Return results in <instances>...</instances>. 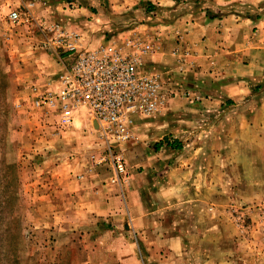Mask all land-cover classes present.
<instances>
[{"label":"rangeland","instance_id":"obj_1","mask_svg":"<svg viewBox=\"0 0 264 264\" xmlns=\"http://www.w3.org/2000/svg\"><path fill=\"white\" fill-rule=\"evenodd\" d=\"M155 1L148 15L140 0H57L65 12L50 14L41 9L48 0H34L19 25L8 20L18 3L0 1V264H264V56L250 67L247 53L257 29L236 26L222 40L213 29L196 47L160 40L163 22L186 9L225 20L223 33L230 17L259 18L264 4ZM131 40L150 45L137 71L162 93L155 113L132 117L131 140L105 144L94 123L88 133L80 118L62 127L53 110L34 106L36 77L66 65L69 43L132 54ZM58 163L71 170H54ZM111 181L125 195L109 212L98 200L113 196ZM67 188L72 199L60 202ZM136 230L141 253L123 252ZM91 234H99L94 248ZM158 237L167 251L154 250Z\"/></svg>","mask_w":264,"mask_h":264},{"label":"built area","instance_id":"obj_2","mask_svg":"<svg viewBox=\"0 0 264 264\" xmlns=\"http://www.w3.org/2000/svg\"><path fill=\"white\" fill-rule=\"evenodd\" d=\"M32 1L17 0L18 5L8 13L12 25L29 21ZM129 44L135 49L132 54L107 47L77 49L69 43L65 51L67 62L63 66L60 91L36 96L34 106L53 110L62 127L72 126L75 112L83 109L96 125L105 144L128 142L132 138V117L155 113L162 103L161 86L157 79L142 76L137 71L139 56L149 51L150 45L133 40ZM111 153L109 149L115 172L122 174L123 162Z\"/></svg>","mask_w":264,"mask_h":264},{"label":"crops","instance_id":"obj_3","mask_svg":"<svg viewBox=\"0 0 264 264\" xmlns=\"http://www.w3.org/2000/svg\"><path fill=\"white\" fill-rule=\"evenodd\" d=\"M57 0H48V4L42 6L41 9L45 8V10L47 11V13H52V12H65L64 11V5H59L58 3H56ZM134 1V0H132ZM138 0H135V2H137ZM142 2H149V7H150V11L149 9L147 10V14L150 15L152 14V11H156V1L155 0H140ZM16 0H13L12 6H16ZM253 4V0L251 1ZM256 4H264V0H257ZM152 6V7H151ZM182 8H184L186 5H181ZM0 7L2 10H7L6 8H4V5L0 4ZM174 6L170 7V9L168 11H172ZM13 8V7H11ZM190 8V7H189ZM264 9L261 8L260 10ZM162 10V9H160ZM167 10V8H166ZM191 9H186L185 14H180V15H176L173 17V19L171 20H167V22H163V28L166 30L167 35L161 37L160 40L163 42L165 41L167 38L169 40H174L176 42H178L180 47H196V46H200V40L202 41V39L204 37L208 38V35H212L214 32L212 31L213 29H216L219 32V40L223 39V36L228 32L231 31L233 29V27H242L245 29H257L256 33L257 36L260 37V40L256 43V44H252L248 47L247 49V53L250 56V60L249 62V66L251 67V64L253 63L252 60L255 58V56H257V54H261L259 56V60L263 61L264 60V14L259 17V18H242L239 24H236L237 21L235 19H237L236 17H230V20L233 21H229L228 25H227V29L223 28V33L221 32L222 29H220V26H224L225 25V20L224 21H218V20H209L207 19L203 12L201 11V9H197L196 12L191 13L189 12ZM46 12H43V15ZM49 17V16H48ZM46 18V17H45ZM240 19V18H239ZM229 20V19H228ZM220 30V31H219ZM262 36V37H261ZM199 39V40H198ZM259 39V38H258ZM234 43V42H233ZM218 45H220V43L218 42ZM234 45V44H233ZM231 45V46H233ZM178 46V47H179ZM235 46V45H234ZM260 48L259 50H257V48ZM87 48V47H86ZM90 48H92V46H90ZM232 48V47H230ZM225 54H227L226 58L227 60H229V63L233 62L236 60L237 58V53H235V50L231 49L228 50L227 52L224 51ZM67 54V53H66ZM256 54V55H255ZM169 55V54H168ZM167 55V56H168ZM263 55V56H262ZM172 55H169V57L172 59L171 57ZM48 57V56H46ZM263 57V60H261ZM51 58H55V61L58 60V58L54 55ZM63 65V62L61 63ZM235 64V63H234ZM260 67L257 68H261V70L263 69L261 66H263V63H261V65H259ZM247 67V66H246ZM54 72L55 75L54 77L50 75H46L44 73L39 74L38 77H36L35 83L36 86L33 85V89H31L32 91V95L35 98L38 95L41 94H45V93H58L62 87L61 84V76L63 75V67L60 66V69L55 66L54 68ZM254 74H251V76ZM37 75V74H36ZM31 77H33V75H28L26 81L27 82H32L30 79H32ZM29 78V79H28ZM38 78V79H37ZM49 79V80H48ZM33 98V100H34ZM17 106V105H16ZM82 114V116L80 115ZM57 116V115H56ZM80 118V121L78 120ZM80 122L81 128L83 127V129H85L88 133V131H91V127L93 125V122L90 121L88 118H86L84 116V114L81 111H76L75 112V117H74V121L72 126H75V122L76 121ZM65 138V137H64ZM68 170V172L71 170L66 166H63L62 164H56L55 166H53V169L61 172L63 170ZM86 170L88 172H92L94 170V168H92L91 166L89 167V170L86 168ZM80 179H82V176L80 177ZM111 184L113 186L110 187L111 191L114 193L113 196H109L107 197L105 194L100 195L101 198L98 200V204H100V208L101 209H105V206H107L106 210L110 212V208L108 207V204L111 203L112 201L115 202H119L120 199H123L125 193H123V185H120L119 187L117 186L116 183L111 181ZM73 188V187H72ZM63 198H65V200L60 201V202H66L69 203L70 200L72 199V192L70 191L69 188H67V193L65 194V196L63 195ZM119 204V203H118ZM95 214H100V213H95ZM136 217L138 218V216H134V219H136ZM134 232H137V234H134V238L131 242H129L127 240L126 243H124L125 245L122 246L123 248V252H138L141 253V246H144L143 243H141V233L139 230H136ZM144 233V231L142 232ZM91 236H93L90 240L91 242V248H94V244L93 241L95 242H99L100 239H98L99 234L97 235H93L91 234ZM148 238L153 239L150 235H148ZM98 239V240H97ZM161 239V240H160ZM158 241L161 243V245H159ZM152 243V242H151ZM154 250H165L167 251V238L164 237H158V240L156 239L154 241ZM84 251H86V249H89L88 245L82 246L81 247ZM147 249V248H146ZM149 250V249H147ZM108 252V250H106ZM127 255V254H125ZM128 257V256H125ZM125 257L121 258L123 259V262L126 263V260L124 261ZM119 259V260H121ZM122 262V260H121Z\"/></svg>","mask_w":264,"mask_h":264},{"label":"trees","instance_id":"obj_4","mask_svg":"<svg viewBox=\"0 0 264 264\" xmlns=\"http://www.w3.org/2000/svg\"><path fill=\"white\" fill-rule=\"evenodd\" d=\"M171 148H177L178 145L173 146L172 144H168Z\"/></svg>","mask_w":264,"mask_h":264}]
</instances>
